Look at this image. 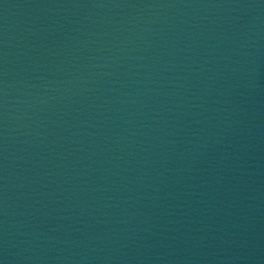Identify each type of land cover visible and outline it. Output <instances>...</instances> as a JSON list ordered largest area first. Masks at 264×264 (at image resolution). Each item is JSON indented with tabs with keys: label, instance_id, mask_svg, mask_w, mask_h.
I'll return each mask as SVG.
<instances>
[{
	"label": "water",
	"instance_id": "1",
	"mask_svg": "<svg viewBox=\"0 0 264 264\" xmlns=\"http://www.w3.org/2000/svg\"><path fill=\"white\" fill-rule=\"evenodd\" d=\"M0 264H264V0H0Z\"/></svg>",
	"mask_w": 264,
	"mask_h": 264
}]
</instances>
